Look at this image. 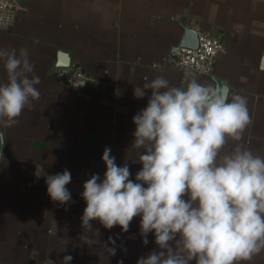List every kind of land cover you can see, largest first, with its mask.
Here are the masks:
<instances>
[{
    "label": "crops",
    "instance_id": "obj_1",
    "mask_svg": "<svg viewBox=\"0 0 264 264\" xmlns=\"http://www.w3.org/2000/svg\"><path fill=\"white\" fill-rule=\"evenodd\" d=\"M16 1L15 23L0 25V48L28 50L41 95L15 126H0V264H62L65 256L70 264H137L139 252L158 250L152 233L140 246L139 226L127 232L98 220L93 230L81 226L83 184L92 174L103 178L104 149L118 166L137 158L132 118L147 106L151 90L143 98L136 94L157 76L177 87L193 78L224 83L229 99L246 97L252 123L243 140H229L224 151L241 143L264 157V0ZM186 27L225 42L212 73L188 77L168 59ZM60 50L93 75L92 84L64 82ZM6 80L0 63V83ZM65 169L71 201L60 204L51 200L45 179ZM247 264H264V252Z\"/></svg>",
    "mask_w": 264,
    "mask_h": 264
},
{
    "label": "clouds",
    "instance_id": "obj_2",
    "mask_svg": "<svg viewBox=\"0 0 264 264\" xmlns=\"http://www.w3.org/2000/svg\"><path fill=\"white\" fill-rule=\"evenodd\" d=\"M0 63L7 73L0 83V126L10 128L39 100L40 77L26 48L19 54L0 48ZM146 90L147 106L132 118V162L142 167L133 181L129 164L118 166L106 147L103 178L92 174L83 184L81 226L93 230L91 221L98 220L127 232L139 216L143 243L152 233L158 250L137 264H247L264 252V157L241 143L224 151L229 140L242 141L252 123L247 98L229 99L216 84L195 78L177 87L157 76L136 96ZM71 179L67 169L46 175L51 200L71 201ZM71 259L65 256L62 264Z\"/></svg>",
    "mask_w": 264,
    "mask_h": 264
},
{
    "label": "built area",
    "instance_id": "obj_3",
    "mask_svg": "<svg viewBox=\"0 0 264 264\" xmlns=\"http://www.w3.org/2000/svg\"><path fill=\"white\" fill-rule=\"evenodd\" d=\"M17 15L16 0H0V25L14 24ZM225 52L226 44L222 38L206 31H199L197 47L180 46L170 52L168 59L178 66L184 75L195 77L212 73L217 58ZM59 74L66 84L75 88L87 87L95 80L78 62L60 66Z\"/></svg>",
    "mask_w": 264,
    "mask_h": 264
},
{
    "label": "water",
    "instance_id": "obj_4",
    "mask_svg": "<svg viewBox=\"0 0 264 264\" xmlns=\"http://www.w3.org/2000/svg\"><path fill=\"white\" fill-rule=\"evenodd\" d=\"M180 46H189V47H197L198 46V31L191 27H186L184 30V34L179 42V44L175 47L178 48ZM71 63V56L68 52L60 50L58 52L57 64L59 66H68ZM219 87L228 93V87L224 83L220 84Z\"/></svg>",
    "mask_w": 264,
    "mask_h": 264
},
{
    "label": "rangeland",
    "instance_id": "obj_5",
    "mask_svg": "<svg viewBox=\"0 0 264 264\" xmlns=\"http://www.w3.org/2000/svg\"><path fill=\"white\" fill-rule=\"evenodd\" d=\"M132 162V161H131ZM134 167H136V166H134V164L133 163H129V168H130V172L132 173V176H130L131 178L130 179H132L133 181H135V175H136V173L139 171V170H135V171H133V169H134ZM141 167L142 166H139V168L141 169ZM85 206H86V204H85ZM91 224H92V228L94 229L95 228V224L96 225H98L99 223H98V221H95V220H93V221H91ZM131 226L132 227H138V228H140V217L138 216V217H135L134 219H133V221L130 223V225H129V227L131 228ZM154 238L155 239V237H154V234H152V235H150L149 236V238ZM110 238H112L113 239V237H110ZM143 237H141L140 239H138V241H139V243H141L140 244V246H145V245H143L144 243H143ZM109 240V239H108ZM153 241V240H152ZM154 243H155V241H153ZM152 244V243H151ZM140 254H139V256L140 257H142L141 255H143V257H146L145 256V254L147 253L146 251L145 252H139Z\"/></svg>",
    "mask_w": 264,
    "mask_h": 264
}]
</instances>
